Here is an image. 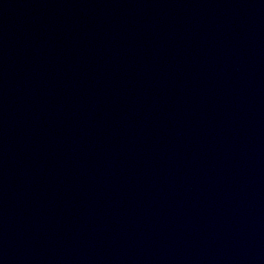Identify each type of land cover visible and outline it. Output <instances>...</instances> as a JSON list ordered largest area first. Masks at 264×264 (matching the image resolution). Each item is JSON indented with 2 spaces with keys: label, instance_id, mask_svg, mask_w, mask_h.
Wrapping results in <instances>:
<instances>
[{
  "label": "water",
  "instance_id": "obj_1",
  "mask_svg": "<svg viewBox=\"0 0 264 264\" xmlns=\"http://www.w3.org/2000/svg\"><path fill=\"white\" fill-rule=\"evenodd\" d=\"M0 264H264V0H0Z\"/></svg>",
  "mask_w": 264,
  "mask_h": 264
}]
</instances>
